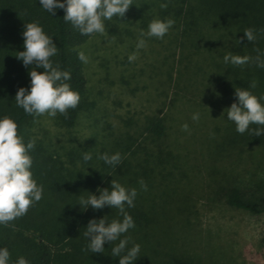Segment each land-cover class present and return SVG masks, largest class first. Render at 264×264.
Instances as JSON below:
<instances>
[{
    "label": "trees",
    "instance_id": "16d2710c",
    "mask_svg": "<svg viewBox=\"0 0 264 264\" xmlns=\"http://www.w3.org/2000/svg\"><path fill=\"white\" fill-rule=\"evenodd\" d=\"M162 2H166L165 8L160 7ZM62 17V9L51 17L39 6V0H0V115H8L15 121L17 134L24 143L34 141L29 152L30 171L42 186L40 200L30 205L24 215L0 225V247L8 249L10 264L18 256L29 264H117V258L110 255L116 242L104 243L103 253H89L84 236V227L90 219L103 215L106 220L119 219L117 210L107 206L81 209L77 203L88 192L98 195L97 190L109 187L111 179L137 189L134 206L125 208L134 227L122 234L130 240L126 247L131 243L140 245L133 264H233L232 257L218 258L210 252L195 253L188 245L185 247L189 235L194 236L188 231L191 226L186 216L188 209L183 206L175 214L173 210L166 212L156 200L159 189L156 184L177 173L178 179L183 177L181 169L177 170L178 164L189 159L200 161L212 173L209 184L214 185L215 195L226 205L251 215L264 214V167L257 163L252 169L248 164L240 165V156L246 151L264 157V134L256 136L248 130L237 133L223 111L235 99L234 87L249 88L255 81L250 91L256 96L264 94V67H257L255 61L258 55L264 61V0H131L122 17L103 21L110 35L119 40L138 37L140 30L147 31L149 21L154 18L175 21L157 39L165 51L160 64L155 66V74L162 87L171 83L169 108L177 107L178 103L199 113L195 120L201 135L199 147L184 154L170 148L168 120L162 110L145 114L133 131L130 122L112 126L98 95L100 89L94 93L89 86L83 62L77 56L81 45L94 33L81 35ZM32 21L38 22L52 37L57 54L50 59L70 73L68 83L80 97L74 109H67L66 115L57 113L55 118L60 124L71 126L81 114L85 116L93 128L86 146L53 147L46 134L39 137L33 131L35 117L15 104V91L21 86L27 89V73L32 67L22 66L15 55L23 50L24 23ZM247 28L256 35L251 42L243 37ZM228 52L247 55L250 60L242 65L225 64L222 58ZM166 90L168 86L161 94H167ZM165 102L161 101V106ZM256 127L264 126L249 125L250 129ZM85 151L92 156L87 162L82 160ZM115 152L121 156L115 168L97 158L98 154ZM240 166L244 167L242 173L235 175ZM219 168L224 175L220 179L215 175ZM141 179L146 190L140 189Z\"/></svg>",
    "mask_w": 264,
    "mask_h": 264
},
{
    "label": "clouds",
    "instance_id": "9594fccd",
    "mask_svg": "<svg viewBox=\"0 0 264 264\" xmlns=\"http://www.w3.org/2000/svg\"><path fill=\"white\" fill-rule=\"evenodd\" d=\"M131 4V0H39V6L51 17L57 9L63 10L62 19L69 22L81 35L92 33L104 34L103 21L114 16L120 18ZM167 6L166 2L160 3L161 8ZM171 18H154L149 21L147 31L140 30L136 41V48L145 45V37L162 38L174 24ZM23 50L16 51V59L22 66L31 65L27 75L29 84L27 89L18 87L14 94L17 107L22 108L25 114L33 117L47 114L55 117L57 113L66 115L67 109H74L79 102V93L73 90L68 81L70 73L61 70L58 64L50 59L57 54V47L52 37L46 34L36 21L24 23L21 32ZM243 37L251 42L256 39L254 30L247 28ZM78 59L86 62L85 55L80 52ZM135 59V54H130L128 60ZM225 64L242 65L249 62L247 55H236L231 52L223 56ZM257 67H264L260 56L255 57ZM42 69L37 71L36 69ZM255 87V81L249 88L234 87V101L225 108V119L234 124L237 133L250 131L252 135L264 134V127L250 129V124L264 126V94L254 95L250 89ZM199 113L191 115L193 121L198 120ZM187 130V124L181 126ZM34 147V141L23 142L17 134V125L8 115H0V225H5L13 219L26 213L29 206L39 201L42 195V186L38 185L30 171L32 158L29 152ZM91 153L83 152L82 160L89 161ZM104 164L115 168L121 161L119 152L112 154L101 153L97 157ZM140 189L146 190L147 186L141 179L138 181ZM98 195L88 192L85 198L81 196L78 204L81 209L90 206L93 210L105 206L115 208L120 217L106 220V215L98 219H90L85 228L84 236L87 238V250L90 253H103L106 242H116L110 249V255L117 258V264H133L138 257L140 245L131 243L127 236H122L134 227V222L125 210L134 206L137 189L125 187L116 180L109 181V187L98 189ZM0 264H10V254L6 247H0ZM11 264H29L23 257L18 256Z\"/></svg>",
    "mask_w": 264,
    "mask_h": 264
},
{
    "label": "rangeland",
    "instance_id": "374dc122",
    "mask_svg": "<svg viewBox=\"0 0 264 264\" xmlns=\"http://www.w3.org/2000/svg\"><path fill=\"white\" fill-rule=\"evenodd\" d=\"M104 28V34L94 33L81 45V52L86 57L83 65L87 83L94 93L100 89L98 95L107 108L105 115L112 126H125L130 122L128 126L133 131L145 114L159 109L168 120L167 142L170 148L181 154L192 147L197 149L201 135L197 123L190 117L195 109H184L178 103L177 107L169 108L167 101L172 92L171 83L162 87L159 76L155 74V66L160 64L165 51L157 42L158 38L145 39L144 47L137 49V36L119 40L110 35L105 23ZM130 54H135L132 61L128 60ZM125 80L128 83L125 84ZM167 86V94L162 95V89ZM164 100L166 102L161 106L160 102ZM33 121V131L39 137L46 134L53 147L63 144L66 147L86 146L93 132L89 120L82 114L71 126L60 124L59 120L48 117L46 113L36 116ZM183 124H187V130L181 127ZM240 161V165L248 164L250 169L256 163L264 167V157L257 152H244ZM178 165L177 170L181 169L183 177L178 179L177 173L158 182L156 200L166 212L173 210L174 214L176 209L187 207L186 216L191 224L188 231L194 236L189 235V244L185 243V247L188 245L195 253L207 251L218 258L232 257L235 260L233 264H264V214L251 215L226 205L215 195L214 185L209 184L212 173L207 167H202L200 161L189 159ZM243 168L240 166L235 175L242 173ZM220 170L215 171L218 179L224 177Z\"/></svg>",
    "mask_w": 264,
    "mask_h": 264
}]
</instances>
